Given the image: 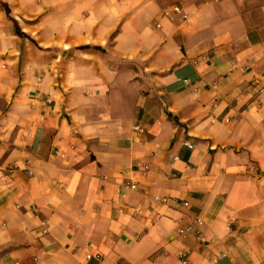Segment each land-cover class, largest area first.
Instances as JSON below:
<instances>
[{"label":"crops","instance_id":"0c3cea01","mask_svg":"<svg viewBox=\"0 0 264 264\" xmlns=\"http://www.w3.org/2000/svg\"><path fill=\"white\" fill-rule=\"evenodd\" d=\"M181 253L264 263V0H0V264Z\"/></svg>","mask_w":264,"mask_h":264},{"label":"built area","instance_id":"2783aa9c","mask_svg":"<svg viewBox=\"0 0 264 264\" xmlns=\"http://www.w3.org/2000/svg\"><path fill=\"white\" fill-rule=\"evenodd\" d=\"M173 10L176 12V11H178L179 9H178V7H174L173 8ZM186 17V15H184V18ZM160 25L159 24H157V27H159ZM185 145L187 146V147H189V148H191L192 147V145L191 144H189V143H185ZM128 188H130V189H135L136 188V186H135V184H130V185H128ZM189 229H187V231H188ZM43 232H45V230H43ZM179 262H180V264H188V259H187V254L186 253H181L180 254V256H179ZM262 264H264V263H262Z\"/></svg>","mask_w":264,"mask_h":264},{"label":"trees","instance_id":"16d2710c","mask_svg":"<svg viewBox=\"0 0 264 264\" xmlns=\"http://www.w3.org/2000/svg\"><path fill=\"white\" fill-rule=\"evenodd\" d=\"M20 33V32H19Z\"/></svg>","mask_w":264,"mask_h":264}]
</instances>
